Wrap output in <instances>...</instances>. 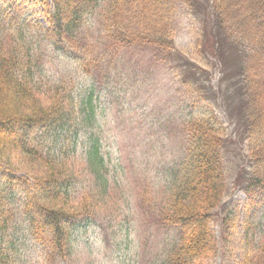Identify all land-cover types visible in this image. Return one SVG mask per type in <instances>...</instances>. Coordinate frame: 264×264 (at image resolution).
Listing matches in <instances>:
<instances>
[{
	"label": "trees",
	"instance_id": "trees-1",
	"mask_svg": "<svg viewBox=\"0 0 264 264\" xmlns=\"http://www.w3.org/2000/svg\"><path fill=\"white\" fill-rule=\"evenodd\" d=\"M36 7L46 22L44 37L77 61L91 87L122 78L117 72L133 50H149L178 68V106H207L177 126L179 156L154 218L175 235L161 264H208L220 249L213 222L229 190L245 194L248 215L264 203V0H0V264H13L3 242L15 213L12 196H21L28 234L46 264H67L75 227L93 215L87 195L72 199L65 164L46 143L47 134L63 128L74 95L59 87L49 96L39 93L29 54L12 41ZM181 8L201 19L195 59L175 43ZM95 9L99 34L91 38L81 26ZM84 96L80 108L86 104L93 112L92 95ZM85 151L96 159L99 139ZM141 198L152 212L145 190ZM257 258L264 264V243Z\"/></svg>",
	"mask_w": 264,
	"mask_h": 264
},
{
	"label": "rangeland",
	"instance_id": "rangeland-1",
	"mask_svg": "<svg viewBox=\"0 0 264 264\" xmlns=\"http://www.w3.org/2000/svg\"><path fill=\"white\" fill-rule=\"evenodd\" d=\"M96 15L97 9L87 14L81 26L91 38L99 34ZM25 18L12 41L29 54L36 89L49 96L59 87L62 93L74 95L63 116V128L46 135L47 148L65 164L72 199L78 201L85 194L93 209V215L74 229L67 264H161L175 235L173 230L159 228L154 213L167 199L171 163L179 156L177 126L207 106L189 110L184 104L178 106V68L153 59L149 50L134 49L117 72L125 74L122 78L93 88L91 77L78 68L77 61L44 37L46 22L39 8ZM200 20L184 8L175 20L176 46L193 59ZM82 95H92L93 112L86 104L80 108ZM214 112L223 116L218 107ZM92 138L99 139L96 159L85 151ZM239 146L244 150L243 143ZM144 190L151 197L152 212L142 202ZM11 203L15 213L6 223L3 242L9 245L13 264H46L28 234L21 196H12ZM247 203L237 189L231 188L225 196L221 216L213 222L220 249L208 264H259L264 203L252 207L250 215Z\"/></svg>",
	"mask_w": 264,
	"mask_h": 264
}]
</instances>
